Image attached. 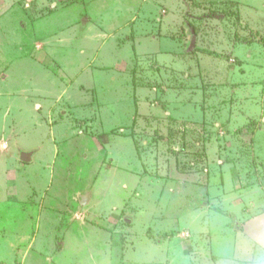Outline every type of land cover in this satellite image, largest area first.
Segmentation results:
<instances>
[{"label": "rangeland", "instance_id": "rangeland-1", "mask_svg": "<svg viewBox=\"0 0 264 264\" xmlns=\"http://www.w3.org/2000/svg\"><path fill=\"white\" fill-rule=\"evenodd\" d=\"M0 264H264V0H0Z\"/></svg>", "mask_w": 264, "mask_h": 264}, {"label": "water", "instance_id": "water-1", "mask_svg": "<svg viewBox=\"0 0 264 264\" xmlns=\"http://www.w3.org/2000/svg\"><path fill=\"white\" fill-rule=\"evenodd\" d=\"M32 155H33V152L31 151H28V152H21L20 154V159L23 161V162H29L31 161L32 159ZM88 199V196L87 195H81L80 196V201L81 203H85L86 200Z\"/></svg>", "mask_w": 264, "mask_h": 264}, {"label": "crops", "instance_id": "crops-1", "mask_svg": "<svg viewBox=\"0 0 264 264\" xmlns=\"http://www.w3.org/2000/svg\"><path fill=\"white\" fill-rule=\"evenodd\" d=\"M30 162V161H29ZM128 222H132V220L131 219H129V221Z\"/></svg>", "mask_w": 264, "mask_h": 264}]
</instances>
